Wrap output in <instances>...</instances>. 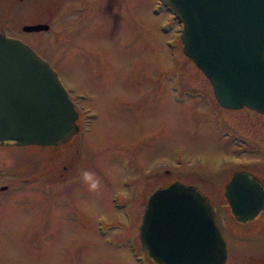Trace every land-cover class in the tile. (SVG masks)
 I'll list each match as a JSON object with an SVG mask.
<instances>
[{"label":"rangeland","instance_id":"1","mask_svg":"<svg viewBox=\"0 0 264 264\" xmlns=\"http://www.w3.org/2000/svg\"><path fill=\"white\" fill-rule=\"evenodd\" d=\"M159 5L31 3L21 23L49 29L18 35L57 71L80 130L64 145H0V184L21 185L4 192L21 202L13 231L0 228V264H140L139 225L157 187L180 180L209 192L222 166L264 150V114L217 101L183 51L182 23Z\"/></svg>","mask_w":264,"mask_h":264},{"label":"water","instance_id":"2","mask_svg":"<svg viewBox=\"0 0 264 264\" xmlns=\"http://www.w3.org/2000/svg\"><path fill=\"white\" fill-rule=\"evenodd\" d=\"M161 1L182 23L183 51L209 79L217 101L264 114V0ZM24 29L48 30L49 24ZM78 132V110L57 71L26 42L0 33V145H64ZM226 195L239 220L264 204L262 187L243 172L232 175ZM139 237L155 264L227 259L211 201L198 186L180 180L149 195Z\"/></svg>","mask_w":264,"mask_h":264},{"label":"flooded vegetation","instance_id":"3","mask_svg":"<svg viewBox=\"0 0 264 264\" xmlns=\"http://www.w3.org/2000/svg\"><path fill=\"white\" fill-rule=\"evenodd\" d=\"M21 1L24 0H0V33L21 39L18 35L19 29L26 33L35 32L24 29L25 25L33 23H21L23 19L30 18L32 13L30 5L33 0H26L24 4H21ZM249 153L251 154L245 157L246 162L239 161L234 165L222 166L216 181L206 185L211 191L200 188L214 207L226 241L227 259L224 264H264V204L258 207L251 218L239 220L231 212L226 195V185L235 172L246 173L250 179L260 184L264 192V150L254 147ZM18 186L21 185H16L17 189H14L8 181L0 184V228L9 232L15 228L14 223L18 217L16 208H19L17 206L21 201L18 200L19 197L6 196L4 192L8 190L9 193L16 192L19 190ZM243 197L240 195L238 199L242 200ZM257 198L262 200L261 196ZM240 212L243 214L244 209L242 208ZM146 261L148 264H155L150 259L146 258Z\"/></svg>","mask_w":264,"mask_h":264},{"label":"clouds","instance_id":"4","mask_svg":"<svg viewBox=\"0 0 264 264\" xmlns=\"http://www.w3.org/2000/svg\"><path fill=\"white\" fill-rule=\"evenodd\" d=\"M83 183L87 186L89 192H99L101 189V181L95 175V173L90 171H83L81 173Z\"/></svg>","mask_w":264,"mask_h":264}]
</instances>
